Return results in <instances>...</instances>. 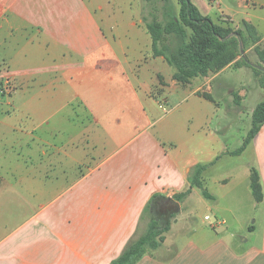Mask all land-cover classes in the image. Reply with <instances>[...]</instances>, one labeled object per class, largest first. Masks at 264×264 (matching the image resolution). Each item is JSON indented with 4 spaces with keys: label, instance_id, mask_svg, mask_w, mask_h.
Masks as SVG:
<instances>
[{
    "label": "crops",
    "instance_id": "obj_1",
    "mask_svg": "<svg viewBox=\"0 0 264 264\" xmlns=\"http://www.w3.org/2000/svg\"><path fill=\"white\" fill-rule=\"evenodd\" d=\"M235 6L240 19L224 16L253 26L259 41L251 48L264 49V0ZM142 34L150 40L136 52L128 43ZM251 48L183 85L153 56L134 0H0V80L12 86L0 94V264H110L147 230L153 196L186 191L182 204L199 195L225 228L207 230V214L196 226L181 204L162 247L136 264H264V124L231 155L264 101L253 70L235 64ZM173 99L172 111L160 110ZM66 121L81 130L68 134ZM236 133L238 147L221 141ZM226 160L230 172L220 174ZM197 166L209 197L191 185Z\"/></svg>",
    "mask_w": 264,
    "mask_h": 264
},
{
    "label": "trees",
    "instance_id": "obj_2",
    "mask_svg": "<svg viewBox=\"0 0 264 264\" xmlns=\"http://www.w3.org/2000/svg\"><path fill=\"white\" fill-rule=\"evenodd\" d=\"M156 0H144L151 19L143 17L146 29L152 40V54L161 57L168 66L173 68V79L180 84H187L198 77H205L210 73H217L232 63L250 45H255L259 37L253 26L242 22L238 30L231 31L216 23L209 17L203 16L191 3V0H178L180 9L177 15L171 16L164 7L163 20L154 16L157 7ZM167 3L168 0H163ZM168 40H173L175 46L170 48ZM254 51L264 64V49L258 46ZM237 66L251 68L261 86H264V67L255 66L242 57L235 63ZM238 103V102H237ZM251 129L243 140L242 145L231 153L240 155L256 137L264 124V101L258 103L252 111ZM204 166H197L190 178L191 185L202 190L205 197H209L203 190L200 176ZM251 190L256 202L262 200L259 176L253 169L251 175ZM189 191L174 195L171 199L161 195L151 198L145 213L149 223L147 230L141 236L134 238L124 248L123 252L110 264H136L142 257L151 254L162 247L165 235L169 232L171 221L179 214L180 205Z\"/></svg>",
    "mask_w": 264,
    "mask_h": 264
},
{
    "label": "rangeland",
    "instance_id": "obj_3",
    "mask_svg": "<svg viewBox=\"0 0 264 264\" xmlns=\"http://www.w3.org/2000/svg\"><path fill=\"white\" fill-rule=\"evenodd\" d=\"M213 0H191V3H193V5L200 11V13L203 15V16H206L208 15L209 18L215 22V23H218L219 22V25L226 28V29H229L231 31H236L238 30V27L234 26L232 21H231V18L230 17H226L224 16L227 15V16H233L234 19L237 21L238 19L241 18V16L239 14H237V9H236V2L237 0H216L218 3L221 4V7H217V6H211L210 3H212ZM134 4L139 7L142 8V16H146L148 20L151 19V16H152V13L149 15L148 14V7L146 8L145 6L147 5L144 0H134ZM155 6L157 7L156 11L154 12V16H156L159 20H163L164 18V7H166L165 9L167 10V12L173 16V15H177L178 12H179V9H180V5H179V1L178 0H168L167 3L163 0H156L155 1ZM258 31L259 33L262 35L264 33V26H260L258 28ZM148 40L150 39H147L145 37L144 34L141 35V39L139 44L138 42H133V40H131V42L128 43V46H130L131 49H135L136 52H138L140 49L144 50L146 49V45L148 46ZM167 45L170 47V48H173L175 46V43L173 40H168L167 42ZM140 46V48H139ZM252 47V45L248 46L247 48H245V50L243 51L241 48H243L242 44L240 45V52H245L246 50L250 49ZM255 49L251 48L250 52L245 55L244 54V58H246L247 56L254 61V65L256 66H259V63H256L255 64V61L256 62H260V61H257L256 57H255ZM247 59V58H246ZM248 60V59H247ZM258 64V65H257ZM236 77H240L242 80L245 79L246 75H244V72H241L239 73ZM248 81V78L246 79ZM159 99H162V98H159ZM254 98L253 99H248L247 100V106H253L254 103H256ZM175 104V100H171V102L169 104H163L164 108H165V111H172L173 110V105ZM162 110V109H160ZM182 114V110H180L178 113H176V119L174 121V125H177L178 123L182 122V118L180 117H177L179 115ZM78 117L81 118V117H86L88 116L87 114L83 113V112H79L78 113ZM173 119V120H174ZM78 120V119H76ZM83 119H81L82 121ZM75 124V123H74ZM181 126V125H179ZM80 125L78 124L77 127H74L73 124H69L67 121L64 125V129L67 131V133L69 134L70 132L72 133H78L81 129H79ZM238 134L236 133L234 136L232 135H226L225 138H223L221 141H224V140H228V144H229V147H238ZM100 153V152H98ZM95 155L94 154H90L89 152V156H88V159H91L93 158ZM100 156V155H99ZM87 159V161H88ZM249 159H251V157H249ZM230 161H221V166H222V171H220V174H226L228 175L230 170V166H232V163H229ZM247 160L243 157V159L241 160H236L235 163H240V164H244L246 163ZM225 165V166H224ZM230 165V166H229ZM224 166V167H223ZM256 166V162L254 160V167ZM239 194V193H238ZM182 204V203H181ZM182 209H183V214L184 217H186L188 219L189 222H195L196 226H200L202 225V220H203V216L204 215H208L209 218L211 219L210 222H207L206 224V227H207V230H209V226L210 224L212 225H215L218 223V225L215 227L216 230H219L220 228L222 229V227L225 228V224H222L224 223L223 221V218H221L220 216H214L213 213L210 212V210L208 209V206L205 205V203L201 202L199 200V195H196L194 194L192 197L189 198V201L188 202H185L182 204ZM189 213H193L192 215H189ZM187 214V215H186ZM259 215H260V211L257 212H253L252 213V220H251V223L253 220H257L259 219ZM230 223L232 225H235V222L233 220H229ZM229 223L226 225L228 226ZM231 226V225H229ZM212 230V229H210ZM146 232V231H145ZM145 232H143L142 234H144ZM176 239L177 241H179V230H176ZM141 234V235H142ZM166 237V236H165ZM175 239V238H174Z\"/></svg>",
    "mask_w": 264,
    "mask_h": 264
},
{
    "label": "built area",
    "instance_id": "obj_4",
    "mask_svg": "<svg viewBox=\"0 0 264 264\" xmlns=\"http://www.w3.org/2000/svg\"><path fill=\"white\" fill-rule=\"evenodd\" d=\"M11 88H12L11 79L9 77H4L3 79L0 80V94H4L6 92H10L12 90ZM159 107H160V109L165 111V108H164L163 104H160ZM204 220L205 221H210L209 216H205ZM217 225H218V223L215 224V225H212L211 227L215 228Z\"/></svg>",
    "mask_w": 264,
    "mask_h": 264
}]
</instances>
